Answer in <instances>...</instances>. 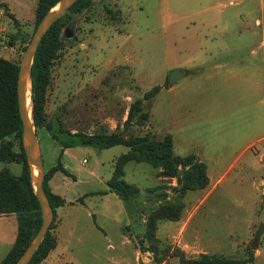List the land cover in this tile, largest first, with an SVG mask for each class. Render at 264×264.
Listing matches in <instances>:
<instances>
[{"label":"rangeland","instance_id":"obj_1","mask_svg":"<svg viewBox=\"0 0 264 264\" xmlns=\"http://www.w3.org/2000/svg\"><path fill=\"white\" fill-rule=\"evenodd\" d=\"M5 1L13 11L0 7V28L9 32L16 20L20 37L10 48L8 33H0V57L19 65L39 0L25 9L19 0ZM62 21L46 120L58 117L71 133L155 142L170 136L175 156L194 159L175 176L126 162L121 180L135 192L125 203L108 182L128 148L78 147L59 158L60 146L35 128L45 172L58 159L67 170L48 182L64 204L48 231L55 248L40 264H182L202 255L243 260L255 243L248 264H264V0H91ZM177 69L186 75L166 86ZM156 86L158 94L142 100ZM137 99L148 119L125 125ZM194 164L205 166L202 189L184 186L187 172L199 174ZM0 168L21 173L16 163ZM16 234L15 215L0 218V262Z\"/></svg>","mask_w":264,"mask_h":264},{"label":"trees","instance_id":"obj_2","mask_svg":"<svg viewBox=\"0 0 264 264\" xmlns=\"http://www.w3.org/2000/svg\"><path fill=\"white\" fill-rule=\"evenodd\" d=\"M58 1L39 0L38 6H36L37 24ZM90 2L91 0H78L52 25L37 47L30 73L33 123L35 128H44L51 139L60 146L59 158L64 150L78 147H91L100 150L115 146L128 148L129 151L119 158L115 172L108 182L109 191L118 195L126 203L130 194L135 192L132 186L121 180L122 167L126 162L146 163L153 168H162L170 176H175L177 175L178 166H192L194 158L192 156H175L170 136H165L162 141L155 142L146 136L124 139L121 133H71L63 128L58 117L54 116L48 121L46 120L44 112L45 92L49 84V69L62 46V20L69 13H80L89 6ZM0 7L8 11L5 4L0 3ZM14 24L17 31L7 35L9 37L8 47H13L14 41L20 37V25L16 20H14ZM25 44H27V41ZM17 73L18 64L0 57V164L16 163L21 165V173L18 176L11 174L7 169L0 168V216L13 214L17 221L15 242L0 264H14L41 226L40 207L31 187L21 143L22 124L18 115L16 100ZM159 90L160 87H153L143 95L142 100L153 99ZM142 100L137 99L130 105L125 125L132 123L144 124L147 121L148 113L143 112L141 109ZM11 135L14 139H7ZM14 140L18 142V152L13 150ZM194 165L193 169L199 171V174L195 175L194 172H187L184 175V186L188 189H202L208 184V179L204 173L205 166L202 164ZM57 171H67L63 168L59 159L55 166L45 172L43 181V189L53 210V217L55 216V209L64 204L63 199L54 195L48 186L49 180ZM261 230L262 228H260L257 236L261 233ZM257 246L256 243L250 245L247 248L248 257L243 260L202 255L197 259L182 260V264H248L254 260V250L257 249ZM54 248L55 242L48 238L47 232L29 264H40Z\"/></svg>","mask_w":264,"mask_h":264},{"label":"water","instance_id":"obj_3","mask_svg":"<svg viewBox=\"0 0 264 264\" xmlns=\"http://www.w3.org/2000/svg\"><path fill=\"white\" fill-rule=\"evenodd\" d=\"M78 0H59L39 21L18 65L16 79V100L18 115L22 124L21 143L25 154L33 193L39 203L41 226L29 245L14 264H29L35 252L45 238L53 220V210L43 189L45 168L42 160L40 143L33 123V101L30 73L37 47L52 25L70 9ZM65 36H68L65 31ZM185 75L181 70H172L168 74V85L173 86ZM28 82V83H27ZM29 85L31 108L27 105V87ZM261 225H264V210L260 214Z\"/></svg>","mask_w":264,"mask_h":264},{"label":"crops","instance_id":"obj_4","mask_svg":"<svg viewBox=\"0 0 264 264\" xmlns=\"http://www.w3.org/2000/svg\"><path fill=\"white\" fill-rule=\"evenodd\" d=\"M19 1H21V3H22V5H24V7H22L23 9H25V7L26 8H28V6L27 5H29L30 4V1L31 0H19ZM0 3H3V4H7V2L5 1V0H0ZM8 10H9V12L10 11H13V6L9 3L8 4ZM0 15H4V12H0ZM8 33V34H13V33H15L16 32V30H15V27L14 28H12L11 30H9V32H8V28H6L5 26H2L1 28H0V33ZM0 43H1V41H0ZM261 45H264V44H261ZM5 49V47H0V56H1V50L2 49ZM11 48V47H10ZM186 75V74H185ZM184 75V76H185ZM71 149H67V150H64L63 151V157L62 158H68L69 157V151H70ZM61 175H62V173L60 172V171H57L55 174H54V176H53V178H52V180H51V182H54L56 179H60L61 178ZM6 216V215H5ZM4 216H0V218H3ZM16 225H17V221H16Z\"/></svg>","mask_w":264,"mask_h":264},{"label":"bare ground","instance_id":"obj_5","mask_svg":"<svg viewBox=\"0 0 264 264\" xmlns=\"http://www.w3.org/2000/svg\"><path fill=\"white\" fill-rule=\"evenodd\" d=\"M28 83V82H27ZM30 91H29V85H28V87H27V105H28V107H29V109L31 108V102H30Z\"/></svg>","mask_w":264,"mask_h":264}]
</instances>
